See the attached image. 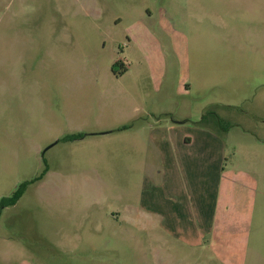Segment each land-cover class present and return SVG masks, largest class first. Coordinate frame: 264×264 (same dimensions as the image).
Masks as SVG:
<instances>
[{
    "label": "rangeland",
    "instance_id": "1",
    "mask_svg": "<svg viewBox=\"0 0 264 264\" xmlns=\"http://www.w3.org/2000/svg\"><path fill=\"white\" fill-rule=\"evenodd\" d=\"M201 132L232 170L221 235L121 241L163 148ZM25 182L0 264H264V0H0V200Z\"/></svg>",
    "mask_w": 264,
    "mask_h": 264
},
{
    "label": "crops",
    "instance_id": "2",
    "mask_svg": "<svg viewBox=\"0 0 264 264\" xmlns=\"http://www.w3.org/2000/svg\"><path fill=\"white\" fill-rule=\"evenodd\" d=\"M199 135L198 149L192 148L193 140L188 135L172 138V143L163 148L161 168L154 170L161 179L148 177L147 194L141 200L142 210L136 211L134 216L122 214L118 234L121 241L132 240L131 235L135 231L146 233L149 249L152 246L165 251L174 243L178 247L202 250L203 246L212 245L209 242L221 235L216 224L217 207L223 175L232 170L224 169L223 145L220 146L214 134L201 132ZM232 173L237 175L235 171ZM191 201H194L193 205ZM171 202H176V208L171 207ZM244 218V232H250L253 213H247ZM235 227L236 224L231 229ZM179 262L185 264L183 260ZM192 262L203 264L200 258ZM166 263L154 258L148 264ZM102 264L120 263L104 261Z\"/></svg>",
    "mask_w": 264,
    "mask_h": 264
},
{
    "label": "trees",
    "instance_id": "3",
    "mask_svg": "<svg viewBox=\"0 0 264 264\" xmlns=\"http://www.w3.org/2000/svg\"><path fill=\"white\" fill-rule=\"evenodd\" d=\"M47 173V170L44 171V173L42 174V176L40 178H38L37 180H41V178ZM32 182H25L23 184H21L20 186H18L16 188V190L11 194L10 197L8 198H3L0 200V210L5 209L6 207H11L14 206L19 200L20 198L23 196V194L26 191V188L28 187V185H30Z\"/></svg>",
    "mask_w": 264,
    "mask_h": 264
},
{
    "label": "flooded vegetation",
    "instance_id": "4",
    "mask_svg": "<svg viewBox=\"0 0 264 264\" xmlns=\"http://www.w3.org/2000/svg\"><path fill=\"white\" fill-rule=\"evenodd\" d=\"M57 143V142H56Z\"/></svg>",
    "mask_w": 264,
    "mask_h": 264
}]
</instances>
